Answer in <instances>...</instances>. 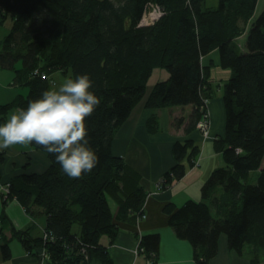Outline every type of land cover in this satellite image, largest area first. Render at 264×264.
Segmentation results:
<instances>
[{"label": "trees", "instance_id": "16d2710c", "mask_svg": "<svg viewBox=\"0 0 264 264\" xmlns=\"http://www.w3.org/2000/svg\"><path fill=\"white\" fill-rule=\"evenodd\" d=\"M257 3L219 0L213 7L206 0H0V25L10 29L0 63L28 87L26 94L0 105V124L11 108H27L55 85V71L70 73V78L88 74L100 100L86 118L87 139L98 157L91 172L69 178L54 155L33 143L47 153L50 166L16 175L7 186L4 210L9 198L19 199L27 211L47 216V230L55 236L45 241L14 228L27 250L45 246L50 254L45 264L114 263L101 237L108 235L112 242L119 230L116 220L138 216L148 195L141 173L113 150L115 135L144 97L150 108L192 104L184 130H193L213 97L212 62L202 61L213 49L219 51L220 65L231 71L222 91L225 130L214 139L224 164L203 184L202 200L179 206L169 202L165 210L177 236L193 245L197 264H208L216 255L222 233L240 254L247 245L264 247V9L248 29L245 50L235 40L247 30ZM154 5L163 14L141 24ZM155 67H166L170 74L146 94ZM185 117L175 118V126L181 127ZM158 122V115H151L148 131L161 130ZM171 149L175 163L163 175V188L181 179L186 164L193 167L192 160L201 154V146L190 138L176 140ZM257 169L252 182L250 173ZM4 210L1 219H9ZM75 221L79 232L73 231ZM1 231L0 249L7 259L11 248ZM141 245L156 262L160 235H142ZM258 258L252 254V262Z\"/></svg>", "mask_w": 264, "mask_h": 264}, {"label": "crops", "instance_id": "0c3cea01", "mask_svg": "<svg viewBox=\"0 0 264 264\" xmlns=\"http://www.w3.org/2000/svg\"><path fill=\"white\" fill-rule=\"evenodd\" d=\"M260 1L262 3L261 8L264 7V0H258L255 13L247 24V30L235 39L242 50H245L247 32L257 16ZM9 30L8 26L0 25V50ZM210 56L212 59H210ZM202 61L205 65L212 62V66L216 64L224 68L219 63L218 49H213L203 56ZM20 64L21 62L18 63V66ZM212 66L210 78L212 79L213 97L208 101L211 115V136L202 141L201 135L195 130L192 135V139L196 140L201 147L204 142L203 154L206 151L209 152L205 157L203 154L201 155L200 168H197V166L187 168V173L181 179L173 182L172 185L165 188L157 187V180L160 175L169 170L175 163L171 151V146L176 141L174 139L180 140L184 136H191L184 130L186 121L181 127H176L174 122H171L181 115H185V120H188L193 110L192 104L150 108L145 106L144 97L133 108L127 120L117 131L113 141V150L118 155L123 156L131 166L141 173V183L147 189L148 195L143 205V217L136 219V216H130L125 220H116L119 224V230L115 239L111 242L108 235L101 238L102 243L107 246L113 264H145V257L137 253V247L139 245V235L147 233H158L160 235L159 255L155 264H197L194 258L193 245L189 240L177 236L169 224L170 216L165 210V206L169 202L179 206L188 199L202 200L201 189L208 178L207 175L216 167L221 166V152L215 149V137L212 138V136L213 134L219 136L224 134L226 116L222 90L219 95H215L213 84L218 80L219 87H222L223 82L230 75L229 72H225L226 75H229L228 77L220 75L215 80L211 77ZM225 69L226 71L230 70ZM56 73H61V71L53 72L52 76L55 77ZM220 80H223V82ZM153 84L147 86L146 94L152 89ZM27 92V85L15 78L13 69L4 68L0 63V105L11 102L19 93L26 94ZM18 108H11L7 113L8 117L2 123H6L10 115ZM153 114H160L161 130L164 129L165 131L167 129V131H163L164 134H153L148 131L147 120ZM174 134L181 136V138L174 137ZM0 158V231L2 229L1 232H3L5 240L9 239L11 248V257L7 259L2 257L0 249V264H45L46 247L36 246L31 251L27 250L15 236L14 228L28 230L34 237H43L45 230H47V216L45 214L35 215L27 211L17 198H9L4 210L3 200L6 197L7 186L12 177L22 173H41L45 171L50 166L49 156L44 150L28 144L16 145L0 151ZM203 165L205 168H202ZM199 186H201L200 189ZM179 190L184 193H178ZM112 206L115 213H117V205L113 203ZM3 210L7 213L9 219H1ZM79 230L78 226L76 231L79 232ZM251 251H257V249H251ZM251 251L240 254L235 249L230 248L227 234L222 233L219 238L218 252L209 260L208 264H262V259L259 257L261 251L256 252L259 257L258 263L252 262Z\"/></svg>", "mask_w": 264, "mask_h": 264}, {"label": "clouds", "instance_id": "9594fccd", "mask_svg": "<svg viewBox=\"0 0 264 264\" xmlns=\"http://www.w3.org/2000/svg\"><path fill=\"white\" fill-rule=\"evenodd\" d=\"M88 74L68 78L18 108L0 125V151L35 143L55 156L64 174L80 178L98 163L87 139L86 118L99 105Z\"/></svg>", "mask_w": 264, "mask_h": 264}, {"label": "rangeland", "instance_id": "374dc122", "mask_svg": "<svg viewBox=\"0 0 264 264\" xmlns=\"http://www.w3.org/2000/svg\"><path fill=\"white\" fill-rule=\"evenodd\" d=\"M206 3H207V5L208 6H211V5H215V6H217L218 5V3H219V0H206ZM215 6H213V7H215ZM261 6H262V3H261V1H260V5H259V7L257 8V15H259L261 12H262V10L264 9V7L263 8H261ZM155 10H154V8H152L151 10H150V8H149V11L148 12H146L145 13V16L143 15V17H142V19H141V24H146L145 23V20H144V17H146V19H149L148 20V22H150L151 21V17H152V15H153V13L152 12H154ZM238 40H240V39H238ZM240 44H241V46H242V43H241V41H240ZM210 59H212L211 58V56H210ZM56 72V71H55ZM212 75H211V77H213L215 80L220 76V75H222V77H228L229 75H230V70H228V71H226V69L225 68H221V67H219V65H214V66H212ZM225 72H229V75H226V73ZM169 74H170V72H169V70L166 68V67H155L154 68V70H153V72L151 73V75H150V77H149V80H148V85H151V83H155L156 81H158V80H160V79H165V78H167L168 76H169ZM68 78H70V73L68 74V75H66V74H64L63 72H61V73H56L55 74V79H56V81H57V83L55 84V85H52L51 86V88H57L60 84H62L66 79H68ZM221 82H223V80H220ZM218 80L216 81V82H214V84H213V88H214V92H215V95H219L220 94V91L222 90L223 91V86L221 87H219V84H218ZM225 82V81H224ZM224 82H223V84H224ZM158 115V117H159V115L160 114H157ZM204 118L208 121H204V123H205V125H206V127H204V126H199L198 124H197V126L193 129V130H191V131H189L188 133L191 135V136H184V138H182V139H180V140H184V139H192L193 137H192V135H193V131L195 130L198 134H200L201 135V139H202V141L203 140H205V139H208V137L206 136V134H207V132H209L210 131V128H211V115H210V110H209V108H208V111H207V113H205L204 115ZM190 118V117H189ZM189 118H188V120H189ZM171 120V119H170ZM175 119H173V121H174ZM188 120H185L186 121V124H187V122H188ZM172 121V120H171ZM173 121L171 122V123H173ZM161 121H160V118H159V122H158V126L160 125V127H161ZM164 129L163 130H159V131H156V132H151V133H153V134H164V132L165 131H167V129L164 131ZM219 135L218 134H216V135H214L213 134V136H212V138H217ZM174 137H178V138H181V136H179V135H175L174 134ZM214 138V139H215ZM174 140H177V138H175ZM193 141H195L196 143H197V141L196 140H193ZM204 142L202 143V147H201V154L200 155H197L196 157H194V159L192 160L193 161V163H194V166H197V168H200V158H201V155L203 154V152H204ZM209 154V152L208 151H206L204 154H203V156L205 157L206 155H208ZM211 156V155H210ZM220 159H221V165H223L224 164V161H223V157H222V154H221V156H220ZM185 161H187V160H185ZM199 165V166H198ZM186 166H187V168H192V166H190L189 165V163L188 164H186ZM193 166V167H194ZM263 166H264V161H263ZM202 168H205V166L203 165V167ZM166 172V171H165ZM165 172H163V174L162 175H160V177H159V179L157 180V187L158 188H160V186H161V183H162V181H163V175H164V173ZM186 173H187V171H186ZM258 173H259V169H257V170H253V171H251V173H250V177H251V181L252 182H255V180L257 179V177H258ZM210 174H211V172H210ZM210 174H208L209 176H210ZM207 175V177H209ZM208 179V178H207ZM179 180V179H178ZM186 180V179H185ZM177 180H175L174 182H176ZM187 181V180H186ZM173 184V183H172ZM171 184V185H172ZM201 188V186H199V189ZM178 193H184V192H182V190H179V192ZM113 203L115 204V202L114 201H112L111 200V204L113 205ZM143 215H144V210L142 211V212H140L139 213V215L138 216H136V219H140L141 217H143ZM78 226H79V229H80V224H79V222L78 221H75L74 223H73V226H72V228H73V231H76V229L78 228ZM105 235V234H104ZM104 235H102V237L104 236ZM142 235H144V234H140L139 235V245H138V247H137V253L139 254V255H143L144 257H145V264H146V262H147V259L148 258H151V257H149L148 255H147V253H146V251H145V248H144V250H141V247H142V245H141V237H142ZM101 237V238H102ZM43 238V237H42ZM251 249H253V250H256L257 249V251H251ZM261 251L260 253H259V257L262 259V264H264V247H262V248H256L255 246H252V245H247V248H246V251L247 252H250L251 251V253L252 254H256V252H258V251ZM151 254H153V253H151ZM154 255V254H153ZM86 256V258L88 257V255H85ZM152 259V258H151ZM153 260V259H152ZM156 262L153 260V264H155ZM89 264H101L100 262H98V261H95V260H93V261H91Z\"/></svg>", "mask_w": 264, "mask_h": 264}, {"label": "built area", "instance_id": "2783aa9c", "mask_svg": "<svg viewBox=\"0 0 264 264\" xmlns=\"http://www.w3.org/2000/svg\"><path fill=\"white\" fill-rule=\"evenodd\" d=\"M154 12H152L153 13V15H152V19H151V21L150 22H148V20L149 19H145V23L147 24V23H151V22H154L160 15H162L163 14V10L161 9V7L160 6H158V5H154ZM145 16V15H144ZM204 121H207L205 118H202L200 121H199V126H204V127H206V125H205V123H204ZM208 122V121H207ZM0 125H2V124H0ZM54 234L51 232V231H49V230H45V232H44V234H43V239L45 240V241H47V240H52V239H54ZM84 249V248H83ZM47 250V249H46ZM141 250H144V248L143 247H141ZM85 251V250H84ZM44 258H45V261H47L49 258H50V254H49V252L48 251H45V254H44ZM146 264H153V260L151 259V258H148L147 259V262H146Z\"/></svg>", "mask_w": 264, "mask_h": 264}, {"label": "bare ground", "instance_id": "6f19581e", "mask_svg": "<svg viewBox=\"0 0 264 264\" xmlns=\"http://www.w3.org/2000/svg\"><path fill=\"white\" fill-rule=\"evenodd\" d=\"M146 19V17H144V20ZM211 132L209 131V132H207V134H206V136L207 137H210L211 136V134H210Z\"/></svg>", "mask_w": 264, "mask_h": 264}]
</instances>
